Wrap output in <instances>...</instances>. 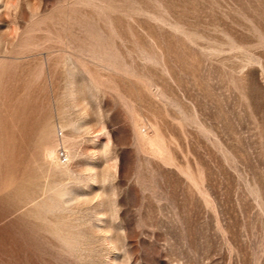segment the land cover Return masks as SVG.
I'll return each instance as SVG.
<instances>
[{
  "label": "rangeland",
  "instance_id": "1",
  "mask_svg": "<svg viewBox=\"0 0 264 264\" xmlns=\"http://www.w3.org/2000/svg\"><path fill=\"white\" fill-rule=\"evenodd\" d=\"M0 264H264V0H0Z\"/></svg>",
  "mask_w": 264,
  "mask_h": 264
},
{
  "label": "built area",
  "instance_id": "2",
  "mask_svg": "<svg viewBox=\"0 0 264 264\" xmlns=\"http://www.w3.org/2000/svg\"><path fill=\"white\" fill-rule=\"evenodd\" d=\"M65 154H67L66 152H62L61 155H62V158H65L66 156H64Z\"/></svg>",
  "mask_w": 264,
  "mask_h": 264
},
{
  "label": "bare ground",
  "instance_id": "3",
  "mask_svg": "<svg viewBox=\"0 0 264 264\" xmlns=\"http://www.w3.org/2000/svg\"><path fill=\"white\" fill-rule=\"evenodd\" d=\"M66 156H68V154H66Z\"/></svg>",
  "mask_w": 264,
  "mask_h": 264
}]
</instances>
